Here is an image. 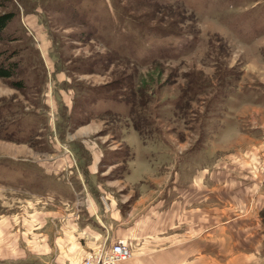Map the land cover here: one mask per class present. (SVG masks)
Instances as JSON below:
<instances>
[{"label":"rangeland","instance_id":"374dc122","mask_svg":"<svg viewBox=\"0 0 264 264\" xmlns=\"http://www.w3.org/2000/svg\"><path fill=\"white\" fill-rule=\"evenodd\" d=\"M4 13L0 60L18 55L0 77V262L66 239L57 213L91 193L132 217L231 172L264 189V0H0Z\"/></svg>","mask_w":264,"mask_h":264},{"label":"crops","instance_id":"0c3cea01","mask_svg":"<svg viewBox=\"0 0 264 264\" xmlns=\"http://www.w3.org/2000/svg\"><path fill=\"white\" fill-rule=\"evenodd\" d=\"M90 173L92 177L96 174L82 172L88 189ZM19 174L32 183L30 172ZM232 174L218 176L214 186H185L184 197L164 202L165 209L158 203L151 212L143 209L132 217L116 212L110 203L104 209L99 201L90 199L92 193L82 200L76 198L75 184L69 199H78L76 213L67 217L59 212L56 218L60 225L56 229L66 239L9 264H81L87 252L117 238L125 239L134 251L120 264H222L219 260L224 264H264V189L242 177L230 184ZM208 178L213 179L211 175ZM167 228L166 241L167 236L158 234ZM49 256L54 258L51 263Z\"/></svg>","mask_w":264,"mask_h":264},{"label":"built area","instance_id":"2783aa9c","mask_svg":"<svg viewBox=\"0 0 264 264\" xmlns=\"http://www.w3.org/2000/svg\"><path fill=\"white\" fill-rule=\"evenodd\" d=\"M130 250L125 239L117 238L87 252L81 264H118L130 256Z\"/></svg>","mask_w":264,"mask_h":264},{"label":"trees","instance_id":"16d2710c","mask_svg":"<svg viewBox=\"0 0 264 264\" xmlns=\"http://www.w3.org/2000/svg\"><path fill=\"white\" fill-rule=\"evenodd\" d=\"M137 1V0H136ZM11 13L0 14V30L6 25V23L11 19ZM18 55V51L14 50L10 54L5 55L0 60V77L9 78L14 74L15 65H17V60H10L11 57ZM15 85H21L20 82H15ZM99 100L104 98H98ZM106 99V98H105Z\"/></svg>","mask_w":264,"mask_h":264}]
</instances>
